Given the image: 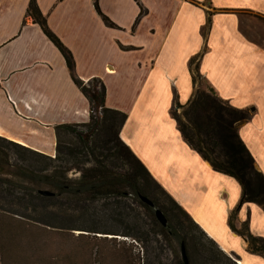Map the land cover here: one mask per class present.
I'll list each match as a JSON object with an SVG mask.
<instances>
[{
    "label": "crops",
    "instance_id": "obj_1",
    "mask_svg": "<svg viewBox=\"0 0 264 264\" xmlns=\"http://www.w3.org/2000/svg\"><path fill=\"white\" fill-rule=\"evenodd\" d=\"M31 0H0V136L54 156L55 126L90 121V103L66 59L27 15ZM52 31L72 52L76 74L100 78L105 104L128 118L123 141L192 219L241 264H264L229 225L242 197L233 177L213 169L185 141L172 116L195 88L190 60L213 90L248 120L239 135L264 174V44L251 37L264 0H36ZM210 20L207 31L204 29ZM181 112V110H179ZM238 219L264 238V209L242 206Z\"/></svg>",
    "mask_w": 264,
    "mask_h": 264
},
{
    "label": "trees",
    "instance_id": "obj_2",
    "mask_svg": "<svg viewBox=\"0 0 264 264\" xmlns=\"http://www.w3.org/2000/svg\"><path fill=\"white\" fill-rule=\"evenodd\" d=\"M95 7L106 25L114 26L102 13L99 0H95ZM27 15L66 59L74 83L89 100L90 121L55 126V156L0 136V264H110L102 243H110L117 256L123 254L124 264H141L142 259L130 238L138 243L155 241L162 247L163 243L170 246L173 264H183V247L189 264H239L236 260L239 256L222 250L123 141L121 132L127 114L106 106V86L100 78L85 82L78 77L72 52L49 27L36 0L30 1ZM210 24L209 20L204 35ZM202 55L193 57L189 63L195 88L193 98L187 106L174 100L172 116L190 147L214 170L235 178L242 186L241 200L230 213L228 225L246 239L249 253L264 258V238L251 232L248 221L238 219L246 203H255L264 209V174L256 168L255 159L238 131L250 113L247 109L235 108L213 90L199 69ZM63 134L78 143L63 145ZM70 163H73L71 168ZM71 170H77L80 176L71 178L68 175ZM102 200L124 217L125 220L119 218L122 222L133 217L139 222L138 229H77V226H57L47 220L56 207H82ZM156 210L164 213L167 226L159 222ZM8 214L26 222H17ZM67 231H72V235L66 234ZM69 239L78 244L76 252L70 246L74 241ZM18 253L21 258L17 257Z\"/></svg>",
    "mask_w": 264,
    "mask_h": 264
},
{
    "label": "rangeland",
    "instance_id": "obj_3",
    "mask_svg": "<svg viewBox=\"0 0 264 264\" xmlns=\"http://www.w3.org/2000/svg\"><path fill=\"white\" fill-rule=\"evenodd\" d=\"M245 14L247 17H249L252 21H256L258 23V28L255 31H251L249 27H244L248 34L253 37L257 42L264 44V19L262 18H256L252 16L251 14ZM201 86L205 87L202 83ZM182 112V111H181ZM180 112V113H181ZM61 143L63 145L72 146L78 143V141L68 136L67 134H63L61 136ZM56 154V153H55ZM55 156V155H54ZM73 163H70V168L72 167ZM52 168V167H49ZM51 170V169H50ZM68 175L71 178H78L80 176V172L77 170H71L69 171ZM164 200L165 197L161 196ZM167 201V200H166ZM168 202V201H167ZM136 208L138 206H135ZM41 210V209H39ZM141 210V208H140ZM54 213L47 218L49 222H52L53 224L56 223L57 226L63 225L67 227H75L77 226V229H87V228H101V229H122V231L134 229H138V223L135 221L133 217L128 218L125 222H122L119 218L122 217L120 215H117L116 212L113 210V206L109 205L108 202L102 201H95L91 202L87 205H84L82 207H73V208H58L52 210ZM142 211V210H141ZM42 212H45L44 210ZM15 219L12 215H7ZM124 219V217H122ZM183 219V217L181 216ZM17 222H23L25 223L22 218L19 216L16 217ZM125 220V219H124ZM30 225V224H29ZM144 226H141V230L144 232ZM56 231H59V229H56ZM65 232V231H64ZM74 233L78 234L80 231H73ZM143 232L139 231L140 234H143ZM66 234L72 235V231H67ZM94 233H90V236H93ZM102 236V234L98 235ZM110 238L113 237V235H108ZM143 236V235H142ZM120 239H125L122 236H116ZM127 239V238H126ZM89 241V239H86ZM130 242L133 243L135 246L138 256L142 259L141 264H173V251L170 246H167L163 243V247L155 242H144V243H138L136 240L130 238ZM161 240V239H160ZM69 241L73 242L70 246L75 250V252L78 250V244L75 240L69 239ZM129 242V241H128ZM105 250L106 255L108 256V262L110 264H124L123 262V254L121 256H117V253H113L112 247L110 243H102L101 244ZM80 246V245H79ZM19 257V253L17 254ZM86 253L83 254L85 256ZM233 256V254H231ZM41 257H45L42 256ZM21 258V255H20ZM23 259V258H22ZM25 260V259H24ZM239 264H241L239 261H241V258L236 259ZM32 262V261H31Z\"/></svg>",
    "mask_w": 264,
    "mask_h": 264
},
{
    "label": "water",
    "instance_id": "obj_4",
    "mask_svg": "<svg viewBox=\"0 0 264 264\" xmlns=\"http://www.w3.org/2000/svg\"><path fill=\"white\" fill-rule=\"evenodd\" d=\"M42 193L46 194V195L50 194V192H48V191H43ZM144 201L147 202L148 204L152 205V202L149 201L148 199L144 198ZM156 217L163 226H167L168 220L161 210H156ZM182 256H183V261H184L183 264H189L188 257H187V254H186L184 247L182 248Z\"/></svg>",
    "mask_w": 264,
    "mask_h": 264
},
{
    "label": "bare ground",
    "instance_id": "obj_5",
    "mask_svg": "<svg viewBox=\"0 0 264 264\" xmlns=\"http://www.w3.org/2000/svg\"><path fill=\"white\" fill-rule=\"evenodd\" d=\"M240 262V261H239ZM241 263V262H240Z\"/></svg>",
    "mask_w": 264,
    "mask_h": 264
}]
</instances>
